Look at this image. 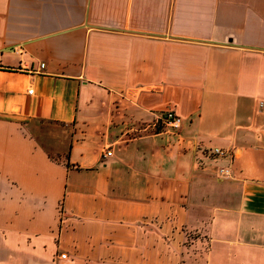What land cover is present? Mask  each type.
Listing matches in <instances>:
<instances>
[{
    "label": "crops",
    "instance_id": "0c3cea01",
    "mask_svg": "<svg viewBox=\"0 0 264 264\" xmlns=\"http://www.w3.org/2000/svg\"><path fill=\"white\" fill-rule=\"evenodd\" d=\"M0 264H264V0H0Z\"/></svg>",
    "mask_w": 264,
    "mask_h": 264
},
{
    "label": "built area",
    "instance_id": "2783aa9c",
    "mask_svg": "<svg viewBox=\"0 0 264 264\" xmlns=\"http://www.w3.org/2000/svg\"><path fill=\"white\" fill-rule=\"evenodd\" d=\"M40 68L43 69L44 68V64H40ZM29 93H31V90H29ZM161 120L163 121L164 125L170 129H179L182 125V118L178 115H176L173 112H166L161 116ZM211 154L214 156H223L226 153L223 150L220 149H214L213 151H211ZM112 155V152L110 150H108L105 153V156L109 157ZM219 173L221 176L223 177H229L231 175V172L229 169L226 168H221L219 170ZM62 259L66 258L65 254H61L60 256Z\"/></svg>",
    "mask_w": 264,
    "mask_h": 264
}]
</instances>
